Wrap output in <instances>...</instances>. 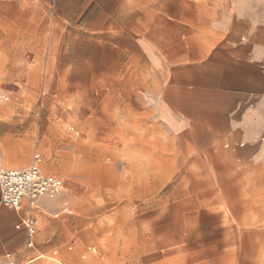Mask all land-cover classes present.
Masks as SVG:
<instances>
[{
	"label": "crops",
	"instance_id": "0c3cea01",
	"mask_svg": "<svg viewBox=\"0 0 264 264\" xmlns=\"http://www.w3.org/2000/svg\"><path fill=\"white\" fill-rule=\"evenodd\" d=\"M34 1L51 10L66 49L93 56L90 70L112 76L106 85L121 89L122 110H137L145 132L160 129L170 137L165 150L180 155L184 192L170 210V256L264 264V0ZM16 113L0 107L6 168L27 167L39 152L28 129L10 125L20 123ZM54 198L16 210L2 204L0 186V261L65 264L55 239L64 226L50 217L65 198ZM28 216L37 220L32 246L17 227Z\"/></svg>",
	"mask_w": 264,
	"mask_h": 264
},
{
	"label": "rangeland",
	"instance_id": "374dc122",
	"mask_svg": "<svg viewBox=\"0 0 264 264\" xmlns=\"http://www.w3.org/2000/svg\"><path fill=\"white\" fill-rule=\"evenodd\" d=\"M60 35L48 7L0 4V107L19 112L10 125L28 129L45 171L64 178V206L50 217L64 226L55 239L65 264H185L170 256V210L184 192L180 155L165 150L170 137L160 129L145 132L137 110L123 111L121 89L106 85L112 76L91 71L93 56L66 49Z\"/></svg>",
	"mask_w": 264,
	"mask_h": 264
},
{
	"label": "built area",
	"instance_id": "2783aa9c",
	"mask_svg": "<svg viewBox=\"0 0 264 264\" xmlns=\"http://www.w3.org/2000/svg\"><path fill=\"white\" fill-rule=\"evenodd\" d=\"M8 100L9 97H4ZM43 156L34 154L31 165L23 168H6L0 161L1 202L4 206L21 210L28 202L33 208L44 197H53L64 187V180L56 174L42 170ZM24 226L29 237V245H33V237L37 231L35 217H23L17 227ZM0 264H21L11 256H7Z\"/></svg>",
	"mask_w": 264,
	"mask_h": 264
},
{
	"label": "bare ground",
	"instance_id": "6f19581e",
	"mask_svg": "<svg viewBox=\"0 0 264 264\" xmlns=\"http://www.w3.org/2000/svg\"><path fill=\"white\" fill-rule=\"evenodd\" d=\"M59 192H60V191H59ZM59 192H58V193H59ZM58 193H57V194H55L53 197H50V198H54V197H56V196L58 195Z\"/></svg>",
	"mask_w": 264,
	"mask_h": 264
}]
</instances>
